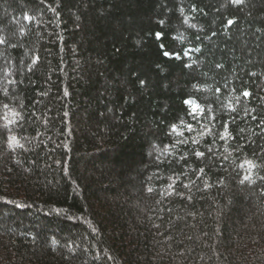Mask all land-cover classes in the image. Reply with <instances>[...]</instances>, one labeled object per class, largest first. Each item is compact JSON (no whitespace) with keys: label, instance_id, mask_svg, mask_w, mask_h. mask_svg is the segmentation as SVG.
Masks as SVG:
<instances>
[{"label":"trees","instance_id":"trees-1","mask_svg":"<svg viewBox=\"0 0 264 264\" xmlns=\"http://www.w3.org/2000/svg\"><path fill=\"white\" fill-rule=\"evenodd\" d=\"M0 264H264V0H0Z\"/></svg>","mask_w":264,"mask_h":264},{"label":"snow or ice","instance_id":"snow-or-ice-1","mask_svg":"<svg viewBox=\"0 0 264 264\" xmlns=\"http://www.w3.org/2000/svg\"><path fill=\"white\" fill-rule=\"evenodd\" d=\"M233 2L236 3V4H239V3L241 2V0H233ZM228 23L231 24L232 21H229ZM243 95H244V96H248L249 93L244 92ZM186 103H190V102L186 101ZM174 130H175V129H174ZM197 155H202V154H201V153H197ZM246 179H247V177H246Z\"/></svg>","mask_w":264,"mask_h":264}]
</instances>
